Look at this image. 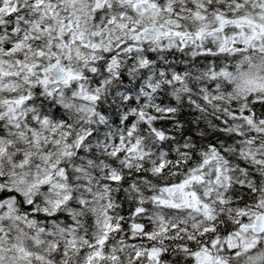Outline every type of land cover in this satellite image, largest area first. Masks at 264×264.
Returning a JSON list of instances; mask_svg holds the SVG:
<instances>
[{
	"label": "snow or ice",
	"instance_id": "1",
	"mask_svg": "<svg viewBox=\"0 0 264 264\" xmlns=\"http://www.w3.org/2000/svg\"><path fill=\"white\" fill-rule=\"evenodd\" d=\"M0 264H264V0H0Z\"/></svg>",
	"mask_w": 264,
	"mask_h": 264
}]
</instances>
